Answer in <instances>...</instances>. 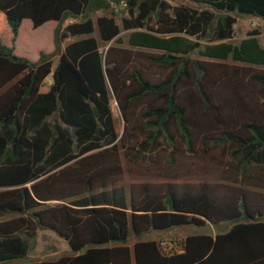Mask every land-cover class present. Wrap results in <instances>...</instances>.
Listing matches in <instances>:
<instances>
[{"label":"trees","instance_id":"1","mask_svg":"<svg viewBox=\"0 0 264 264\" xmlns=\"http://www.w3.org/2000/svg\"><path fill=\"white\" fill-rule=\"evenodd\" d=\"M182 1L0 0L12 41L23 20L33 32L77 20L60 32L73 41L37 62L0 40V218L15 215L0 221V264H264V30L228 42L236 18L264 19V0ZM121 3L131 49L109 46L103 56L94 26L101 41L121 45ZM217 149L235 162L236 184L117 185L122 157L168 168L184 151L204 159ZM223 223L226 232L186 236L169 256L156 241L128 245ZM38 232L54 233L69 254L22 262Z\"/></svg>","mask_w":264,"mask_h":264},{"label":"rangeland","instance_id":"2","mask_svg":"<svg viewBox=\"0 0 264 264\" xmlns=\"http://www.w3.org/2000/svg\"><path fill=\"white\" fill-rule=\"evenodd\" d=\"M168 2L172 7L183 4L182 0H164ZM120 13L117 17V24L120 28V33L118 37L121 39L122 44L116 45L113 41L110 43L102 42L98 36L97 29L92 34L98 41L99 51L104 56L107 48L109 46H118L122 48L131 49L128 46L127 40L130 31H124L122 29L121 18L125 17L126 8L125 4L121 3L118 7ZM77 20L68 19L62 25L55 22H47L41 27L33 31L30 20H23L19 28L18 36L15 41H12V33L8 27L4 16L0 13V40L5 45L14 46V54L20 57H24L31 62H37L39 54L42 52L44 54H52L55 47L58 46L59 52H62L67 43L73 41V39H67L65 41L60 40L61 30L68 24L75 23ZM154 23V21L152 22ZM59 29V32H57ZM235 37L228 42L237 44L243 38L246 37V33L250 30H264V19L259 18H236V24L234 26ZM261 45L264 47V32H261L259 36ZM152 52V51H144ZM191 58L199 61H208L207 59L198 56L197 54L191 55ZM58 56H52L51 61L56 64ZM217 63H224L228 65H235L230 61ZM257 68H264L258 67ZM50 77L45 81L44 86L41 91H46L50 83ZM111 111L114 118L115 129L119 135L123 131V121L120 117L119 111L117 109L116 103L111 101ZM161 155H166L163 152ZM232 165L235 162L228 158L222 149H217L210 152L208 157L204 159L191 157L185 151L176 156L175 164L171 167L166 168L163 161L158 164V166H147L146 164H138L136 166H129L122 157L123 174L119 178L117 185L123 186L128 192V187L132 183L136 182H150V183H160V182H170V183H183V182H197V181H219L226 184H236L238 179L232 175L235 173L234 169L231 170ZM67 202V201H66ZM60 202H49L47 206H53ZM15 215L4 216L0 218V221L14 218ZM231 224L223 223L217 226L206 225L204 227H182L175 228L163 233H149L140 239H135L130 237L129 244L132 245L134 242L139 240H155L160 242L162 240L175 239L182 241V239L188 235L193 234H208L214 236L218 233H224L229 230ZM69 248L65 241L58 238L54 233L51 232H38L36 237L35 248L33 252L22 262H33V261H43L49 259H56L62 255H68ZM16 263V262H15ZM9 264H13L9 263Z\"/></svg>","mask_w":264,"mask_h":264},{"label":"built area","instance_id":"3","mask_svg":"<svg viewBox=\"0 0 264 264\" xmlns=\"http://www.w3.org/2000/svg\"><path fill=\"white\" fill-rule=\"evenodd\" d=\"M158 243L159 250L163 256H169L173 253H179L181 249L182 241L169 239V240H162Z\"/></svg>","mask_w":264,"mask_h":264},{"label":"crops","instance_id":"4","mask_svg":"<svg viewBox=\"0 0 264 264\" xmlns=\"http://www.w3.org/2000/svg\"><path fill=\"white\" fill-rule=\"evenodd\" d=\"M3 15V14H2ZM50 22H54V21H50ZM56 23V22H55ZM117 23V22H116ZM118 25V24H117ZM31 26H32V24H31ZM95 29H97V27L96 26H94V32H95ZM93 32V33H94ZM97 32H98V30H97ZM98 36H99V34H98ZM118 37V36H117ZM95 38V37H94ZM100 38V37H99ZM96 39V38H95ZM101 40V39H100ZM96 41H97V39H96ZM128 41V40H127ZM103 42V41H102ZM97 43H98V41H97ZM99 46V45H98ZM42 92H45V91H42ZM171 230V229H170ZM166 231H169V230H166ZM166 231H164V232H166ZM158 233H163V232H158ZM193 235H198V234H193ZM188 236H191V235H188ZM139 241H155V240H139ZM128 245L130 246V247H132V245H130L129 243H128ZM15 262H13V264H14Z\"/></svg>","mask_w":264,"mask_h":264}]
</instances>
